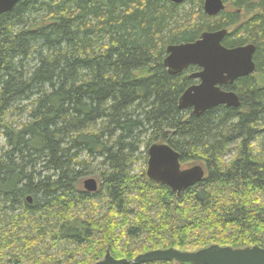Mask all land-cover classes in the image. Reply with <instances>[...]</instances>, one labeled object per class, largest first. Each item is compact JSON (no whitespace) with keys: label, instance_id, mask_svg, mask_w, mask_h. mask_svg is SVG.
<instances>
[{"label":"trees","instance_id":"obj_1","mask_svg":"<svg viewBox=\"0 0 264 264\" xmlns=\"http://www.w3.org/2000/svg\"><path fill=\"white\" fill-rule=\"evenodd\" d=\"M224 1L235 10L213 16L204 0H24L0 14V264L264 248V0ZM224 29L225 46L256 45L255 72L223 86L240 107L179 109L198 68L170 74L167 46ZM154 143L204 179L180 193L151 180Z\"/></svg>","mask_w":264,"mask_h":264},{"label":"water","instance_id":"obj_2","mask_svg":"<svg viewBox=\"0 0 264 264\" xmlns=\"http://www.w3.org/2000/svg\"><path fill=\"white\" fill-rule=\"evenodd\" d=\"M24 0H0V14L12 10ZM182 3L184 0H170ZM224 0H204V12L210 16L225 10ZM227 29L203 32L194 42L171 44L166 48L164 64L172 75L191 66L199 68L191 78L199 80L179 99V109H192L199 116L220 105L238 108L241 105L237 93L223 89L237 79L252 74L256 64V46L248 44L229 48L223 44ZM180 153L167 143H154L148 148L147 176L157 183L169 186L180 193L202 181L206 171L201 165L183 168ZM87 191L95 192L99 184L95 178L84 180ZM29 201H32L29 198ZM153 262H177L179 264H264V248L253 246L241 249L212 245L195 252L174 248L154 250L140 254L133 260L116 259L109 252L98 264H143Z\"/></svg>","mask_w":264,"mask_h":264},{"label":"rangeland","instance_id":"obj_3","mask_svg":"<svg viewBox=\"0 0 264 264\" xmlns=\"http://www.w3.org/2000/svg\"><path fill=\"white\" fill-rule=\"evenodd\" d=\"M185 6L186 5H182V8H185ZM189 6V5H188ZM203 9H204V6H203ZM228 10L229 11H233V10H235V9H233V8H231V6H228ZM259 79H261L262 81H263V79H264V77L263 78H260L259 77ZM143 149H141V151H142ZM144 151V150H143ZM142 157L139 159V161H137V164H139V166L140 167H142L143 166V160H142V158L144 159V156L143 155H141ZM193 163H188L186 166H188V167H191V166H194V165H196V164H193ZM183 166V168H184V165H182ZM188 167H186V168H188ZM144 169L146 170V173H147V165L146 164H144ZM95 172L93 173V174H91V175H89V176H87L84 180H88L89 178H96V179H98L97 178V176H98V169L97 170H94ZM97 175V176H94V175ZM174 264H179V263H177V262H174Z\"/></svg>","mask_w":264,"mask_h":264},{"label":"flooded vegetation","instance_id":"obj_4","mask_svg":"<svg viewBox=\"0 0 264 264\" xmlns=\"http://www.w3.org/2000/svg\"><path fill=\"white\" fill-rule=\"evenodd\" d=\"M226 3V8H227V6H228V4H227V2H225ZM227 31L229 32V30L227 29ZM228 34V33H227ZM249 44H252V43H249ZM246 45H248V44H245V45H242V46H246ZM255 45V44H254ZM256 46V45H255ZM238 47V46H237ZM229 48H233V47H229ZM255 53H256V51H255ZM254 56H255V54H254ZM254 61H255V58H254ZM255 64H256V62H255ZM255 70H256V67H255ZM255 70H254V72H255ZM253 72V73H254ZM252 73V74H253ZM251 75V74H250ZM249 76V75H248ZM246 77V76H245ZM242 78V77H241ZM240 79V78H239ZM238 80V79H237ZM228 85H231V84H228ZM263 85H264V80H263Z\"/></svg>","mask_w":264,"mask_h":264},{"label":"bare ground","instance_id":"obj_5","mask_svg":"<svg viewBox=\"0 0 264 264\" xmlns=\"http://www.w3.org/2000/svg\"><path fill=\"white\" fill-rule=\"evenodd\" d=\"M221 29V28H220ZM149 148V147H148ZM145 158V157H144ZM228 158V157H227ZM230 158V157H229ZM226 160V159H225ZM179 250V249H178ZM141 254V253H140ZM142 254H143V252H142ZM113 256V255H112ZM123 258V257H122ZM119 259V258H118ZM128 259V258H127Z\"/></svg>","mask_w":264,"mask_h":264}]
</instances>
